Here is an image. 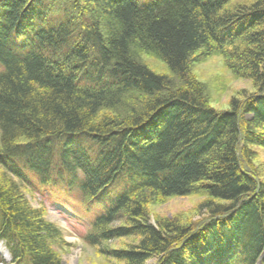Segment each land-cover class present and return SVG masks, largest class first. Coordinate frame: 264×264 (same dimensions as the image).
Segmentation results:
<instances>
[{
	"label": "trees",
	"instance_id": "trees-1",
	"mask_svg": "<svg viewBox=\"0 0 264 264\" xmlns=\"http://www.w3.org/2000/svg\"><path fill=\"white\" fill-rule=\"evenodd\" d=\"M202 51L235 61L256 93L207 107L188 73ZM253 148H264V0H0V243L11 264H62L67 243L30 206L35 192L59 205L77 196L91 214L82 240L111 264H264ZM195 190L207 218L151 224L149 200ZM117 238L134 243L109 249Z\"/></svg>",
	"mask_w": 264,
	"mask_h": 264
},
{
	"label": "rangeland",
	"instance_id": "rangeland-1",
	"mask_svg": "<svg viewBox=\"0 0 264 264\" xmlns=\"http://www.w3.org/2000/svg\"><path fill=\"white\" fill-rule=\"evenodd\" d=\"M254 2L255 0H239V4L243 7H250ZM135 56L141 64L154 73L171 77L167 66L153 52L136 51ZM228 63L237 65L235 61L227 60L218 52L208 54L202 51L188 66L189 76L198 84V89L201 90L207 107L219 113L229 111L232 102L243 100L246 96L256 93L254 83L243 76L244 72L237 74ZM139 101L133 95L125 101V104L132 108L131 105ZM252 150L253 168L264 181V148H253ZM42 194L44 196L35 192L31 196L27 195V199L31 207L43 208L46 219L62 231L67 243V247L61 252L62 264H111V260L85 245L82 240V237L89 232L91 214L81 210L79 198L73 196L71 199H63L64 204L59 205L48 200L45 193ZM53 196L59 198L64 195L53 194ZM207 198L201 191L195 190L182 196L149 200L145 206L151 224L159 220L178 219L182 226H188L207 218L205 211L198 207ZM112 226L121 227L119 223H113ZM133 243V238H117L109 242L108 248L124 249ZM0 264H11L10 257L2 243H0Z\"/></svg>",
	"mask_w": 264,
	"mask_h": 264
}]
</instances>
